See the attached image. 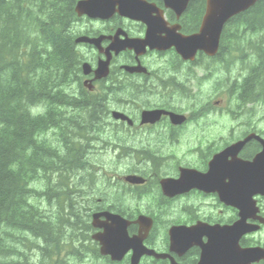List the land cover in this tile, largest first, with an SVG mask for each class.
<instances>
[{
	"label": "flooded vegetation",
	"instance_id": "af4514ba",
	"mask_svg": "<svg viewBox=\"0 0 264 264\" xmlns=\"http://www.w3.org/2000/svg\"><path fill=\"white\" fill-rule=\"evenodd\" d=\"M73 1L76 12L78 3L83 0ZM100 1L106 4L101 7L98 4V8L90 11L96 17L75 13L78 21L73 32L81 57V71L75 82L64 89L77 98L99 99L96 103L99 116L95 122L86 124L89 133L82 152L91 169L87 174L90 186L88 182L85 193V201L93 206L89 220L93 221V214L97 212L120 215L129 222L130 237L145 234L143 245L157 255L167 256L158 259L154 255H143L137 264H198V247L183 255L172 251L171 228L190 227L199 222L232 223L238 218V212L221 202L216 191L207 192L194 186L170 196L163 187L167 181L176 182L183 174H189L185 171L206 175L216 155L253 135L264 140V131L251 118L255 107L264 108V84L252 95L250 87L245 86L243 72L246 68L241 66L237 70V62L232 58L237 55L235 48L238 46L250 47V44L235 42L236 33L246 31L236 28L235 23L242 15L262 8L264 0L257 1L225 25L221 39L228 32L232 34L229 39L232 41H220L216 55L209 56L199 50L189 59L162 42L176 28L183 36L200 32L204 14L198 20L197 12L192 11L189 19L186 18L195 0L190 1L180 17L166 7L165 0ZM100 16L108 17L102 19ZM151 27L155 30L153 36ZM155 36L158 44L153 43ZM80 37L101 38L99 44H76ZM132 40L145 41L147 45L143 49H126L119 53L109 49L112 43L126 44ZM108 59V74L102 77L96 71L100 61ZM85 63L90 65L88 74L84 72ZM118 114L129 119L119 118ZM80 116L86 117L84 113ZM261 150V142L253 138L236 157L241 161H253ZM103 152L118 163L131 159L136 164L128 167L119 179L112 180L115 171L105 167L97 169L98 164L93 160ZM225 160L231 163L234 158L228 155ZM91 162H94L93 168ZM100 171L101 187L95 189L92 179L97 180ZM130 177L140 181L133 183L128 180ZM44 191L41 190L40 198L48 204L54 201ZM182 199L186 201L176 208V202ZM203 200L206 201L204 207ZM257 200L263 204L262 197ZM205 208L232 211L233 216L224 222L219 220L220 216H199L197 212ZM181 210L196 215L187 219L175 217L174 214ZM141 216L152 219L147 232L139 223ZM101 221L103 225L111 224L107 217H102ZM162 224L164 228H160ZM102 231L103 228H96L94 232ZM96 255L110 260L99 252ZM132 255L133 251H129L117 264H132Z\"/></svg>",
	"mask_w": 264,
	"mask_h": 264
},
{
	"label": "trees",
	"instance_id": "16d2710c",
	"mask_svg": "<svg viewBox=\"0 0 264 264\" xmlns=\"http://www.w3.org/2000/svg\"><path fill=\"white\" fill-rule=\"evenodd\" d=\"M205 4L195 0L186 18L196 11L200 20ZM238 19L246 31L235 41L250 44V55L237 59L251 61L245 86L254 95L264 83V5ZM76 21L73 0H0V264H81L98 252L91 212L77 199L91 171L82 152L99 99L64 90L81 71ZM229 39L225 32L222 43ZM38 182L54 199L47 211L31 202Z\"/></svg>",
	"mask_w": 264,
	"mask_h": 264
},
{
	"label": "water",
	"instance_id": "95a60500",
	"mask_svg": "<svg viewBox=\"0 0 264 264\" xmlns=\"http://www.w3.org/2000/svg\"><path fill=\"white\" fill-rule=\"evenodd\" d=\"M190 1L165 0L166 7L172 9L178 17L185 12ZM257 1L259 0H207L206 13L198 34L183 36L177 33L176 28L162 43L168 48L175 47L185 59L194 57L198 50L214 56L218 51L225 24L232 17L248 10ZM98 4L101 7L106 3L100 0H83L78 3L76 11L81 16L86 14L96 17L90 11L98 8ZM95 5L96 7H93ZM107 17L101 18L106 19ZM154 31L151 27V36ZM99 41L100 39L91 40L82 37L77 40V43L99 44ZM153 43H159L158 37H154ZM138 46L141 47L142 44H136V41H133L126 44H115L110 47V50L118 53L127 48H139ZM83 68L86 74L90 72L89 64L85 63ZM108 68L109 59L100 61L96 72L104 76L108 74ZM117 117L124 120L129 119L123 114H118ZM253 138L261 142L262 151L253 161L237 159L236 156L245 143ZM228 155L234 158L231 163H226L225 158ZM185 172L189 174H183L181 180L167 181L163 187L167 195L173 196L194 186L207 192L216 191L221 202L238 210L239 218L231 225H210L199 222L192 227H173L170 230L172 251L183 255L192 247L198 246L201 249L198 264H259L264 261V247H243L241 245L246 235L259 231L261 228L259 224L264 225V218L260 215L261 210L255 200L256 196H264V140L253 135L216 155L206 175L195 171ZM128 180L133 183L140 181L136 177H130ZM102 217H107L111 224H101ZM257 221L259 224L255 223ZM139 223L147 232L152 226V219L141 216ZM128 225L129 222L120 215L104 212L93 215V226L104 229V232L93 235V239L100 244L102 255L110 256L113 261H121L129 251H133L132 264H137L143 255H154L158 259L167 257L157 255L155 251L148 250L143 245L145 234L130 237L127 230ZM204 238H207V242L203 241Z\"/></svg>",
	"mask_w": 264,
	"mask_h": 264
},
{
	"label": "rangeland",
	"instance_id": "374dc122",
	"mask_svg": "<svg viewBox=\"0 0 264 264\" xmlns=\"http://www.w3.org/2000/svg\"><path fill=\"white\" fill-rule=\"evenodd\" d=\"M239 64L240 63H237V66H236L237 70L241 67ZM245 73H246V71L243 72V74H245ZM251 113H252L251 118H252L253 122H257L259 128L264 131V108L262 109L260 106L255 107V109ZM96 115H97V113H96ZM54 135L55 134L52 133L49 136H47V138L50 141L57 143L58 138ZM99 154L101 156L93 157V160H95V163L98 164L97 169H100L101 167H103V168L105 167L107 169L114 170L115 172L112 173V180L119 179L121 174H123L125 172V170L128 169V167L136 164V162L131 160V159L130 160H123V161H120L118 163L117 159H114V157L111 155L107 156L106 152L99 153ZM169 171L172 172L173 170H169ZM98 175H99V177L97 180L92 179V182H93L95 189H99L101 187L102 171L98 172ZM88 182H89V186H90L89 179H86L85 186L82 189L83 193L80 195V197L77 200L81 203V205L84 207V209H86L89 212H92L93 206L88 204L85 201V193H86V188L88 186ZM35 189L40 191V192L42 189H45V191H44L45 194H48V192H49V188L45 185L44 182H41V183L38 182V184L35 186ZM185 201H186V199H182V200L177 201L175 204V207L176 208L180 207L181 205H183V203ZM192 202H194V201H192ZM204 202H206V201L205 200L201 201V204L203 203L202 207L205 206ZM32 203L35 204L36 206L40 207L42 211L48 210L47 208H48L49 204L44 202V200H42V198H40L39 196L33 198ZM262 203L261 204L264 205V200ZM176 213H178V214H176ZM176 213L174 214V216L180 217L182 219L193 218L196 215V213H184L183 210L177 211ZM197 214L201 217L204 215L220 216L219 220H228L233 216L232 211H226V210H223L221 208H215L212 210L205 208L202 211L197 212ZM164 226H165V224H162L160 226V228H162V227L164 228ZM161 231L163 232V230H161ZM248 238L250 240L251 245H264V229H262L260 232L254 234V235H251ZM90 257H92V256H90ZM93 264H104V262H103V260H98V261L93 260Z\"/></svg>",
	"mask_w": 264,
	"mask_h": 264
},
{
	"label": "bare ground",
	"instance_id": "6f19581e",
	"mask_svg": "<svg viewBox=\"0 0 264 264\" xmlns=\"http://www.w3.org/2000/svg\"><path fill=\"white\" fill-rule=\"evenodd\" d=\"M72 76H74V75H72ZM102 77H103V76H102ZM71 78H72V77H71ZM73 79H74V78H73ZM81 98H82V96H81ZM84 105H85V104H84ZM92 105H93V104H92ZM77 107H78V106H77ZM87 108H88V107H87ZM87 108H86V109H87ZM90 108H91V107H90ZM77 109H78V108H77ZM82 109H83V108H82ZM86 109H85V111H86ZM91 110H92V109H91ZM73 111H74V110H73ZM94 112H95V111H94ZM96 113H97V116H99V111H98V110L96 111ZM100 114H101V113H100ZM145 114H147V113H145ZM97 116H96V117H97ZM96 117H95V118H96ZM102 117H103V115H102ZM101 121H102V120H101ZM102 124H103V123H102ZM97 125H99V124H97ZM65 149H66V147H65ZM66 151H67V150H66ZM62 153H63V152H62ZM66 153H67V152H66ZM63 155H64V154H63ZM57 160H58V159H57Z\"/></svg>",
	"mask_w": 264,
	"mask_h": 264
}]
</instances>
